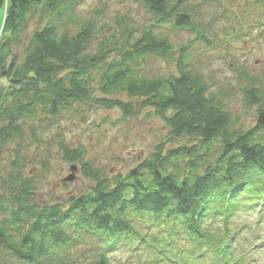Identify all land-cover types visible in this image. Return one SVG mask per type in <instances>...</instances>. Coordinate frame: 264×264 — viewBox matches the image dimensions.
Returning a JSON list of instances; mask_svg holds the SVG:
<instances>
[{
	"label": "trees",
	"instance_id": "16d2710c",
	"mask_svg": "<svg viewBox=\"0 0 264 264\" xmlns=\"http://www.w3.org/2000/svg\"><path fill=\"white\" fill-rule=\"evenodd\" d=\"M132 1L147 21L121 16L113 27L77 15L80 0H0V264H112L125 244L150 256L138 264H257L253 255L264 252V77L238 73L243 110L255 113L245 127L191 53L195 41L213 42L207 7L237 0ZM167 30L194 38L175 46ZM153 58L176 73L149 77ZM77 104L118 109L124 119L150 109L168 132L125 175L107 176L83 147L58 142L93 186L44 202L38 177L25 175L17 151L8 164L7 149L28 124L53 126ZM243 213L254 222L235 225Z\"/></svg>",
	"mask_w": 264,
	"mask_h": 264
},
{
	"label": "rangeland",
	"instance_id": "374dc122",
	"mask_svg": "<svg viewBox=\"0 0 264 264\" xmlns=\"http://www.w3.org/2000/svg\"><path fill=\"white\" fill-rule=\"evenodd\" d=\"M77 13L84 19L98 15L101 24L113 27L121 16L134 20L138 25L148 19L146 11L132 0H80ZM203 19L213 29V42L209 45L202 40L194 42L191 49L193 68L206 77L214 93H226L229 109L241 117L239 123L242 126L250 127L254 125L255 113L243 110L242 84L238 73L246 70L254 77H264V7L257 5L255 0L213 3L207 7ZM3 21L2 13L0 38ZM167 33L175 46L185 45L194 38L191 32L186 31L167 30ZM170 73H176V67L161 59H151L145 68L149 77ZM4 81L0 78V89L6 86ZM120 99L130 101L124 95ZM134 102L137 107L141 106L139 101ZM27 129L20 141L8 147L7 163L13 161V152L21 153L26 162L25 175L38 177L39 195L44 202L65 201L93 186L82 176L80 165L63 160L58 142L63 141L71 149L83 147L87 154L85 161L107 176L125 175L153 153L168 132L165 123L150 109L124 119L118 109L84 104H77L72 110L64 112L53 126L35 123L28 124ZM181 144H187V141ZM43 163L49 166L46 171L41 165ZM69 178L71 180L65 181ZM243 222L253 223L254 218L243 213L235 218L234 224ZM258 246H264V243ZM109 257L112 264H138L150 259L143 249L130 248L126 244L118 246ZM252 260L264 264V252L255 259L253 255Z\"/></svg>",
	"mask_w": 264,
	"mask_h": 264
},
{
	"label": "water",
	"instance_id": "95a60500",
	"mask_svg": "<svg viewBox=\"0 0 264 264\" xmlns=\"http://www.w3.org/2000/svg\"><path fill=\"white\" fill-rule=\"evenodd\" d=\"M68 180H71V178H69V179H66L65 181H68Z\"/></svg>",
	"mask_w": 264,
	"mask_h": 264
}]
</instances>
